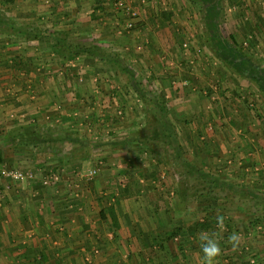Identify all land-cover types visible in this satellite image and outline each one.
Listing matches in <instances>:
<instances>
[{
	"label": "crops",
	"instance_id": "1",
	"mask_svg": "<svg viewBox=\"0 0 264 264\" xmlns=\"http://www.w3.org/2000/svg\"><path fill=\"white\" fill-rule=\"evenodd\" d=\"M174 1L168 0L169 3ZM137 2L139 4L132 6L137 11L143 10L133 19L134 29L129 30L126 21L114 14L118 7L115 0L0 1V6L8 8L7 15L0 16V166L8 162L28 168L61 167L58 182L48 186L43 184L41 172L37 173V179H24L28 181L0 176V222L4 212L7 213L4 216L13 225L12 229L4 227L15 236L13 239L7 235V238L16 241L14 246H47L51 248L49 255L61 249L57 256L52 255L59 258L57 262L68 256L76 263L74 257L80 252L83 261L93 257L99 264L129 259L135 264H204L199 235L208 232L215 234L221 247L215 264H264V165L256 167V177L244 176L245 172L239 171L244 168L242 162L231 158L235 146L224 145L218 133L209 131L211 139L221 143L213 141L216 147H207L201 142L207 136L203 125L209 115L202 107L205 99L197 95L199 97L193 100L192 94L186 93L184 97L177 96L169 76L161 75V79L155 80L154 86L166 98L167 119L176 126L175 131L180 136L181 151L178 147H159L158 144L150 147L153 151L140 147L142 141L149 139L161 143L160 139L144 134L149 108L141 109L139 117L130 113L131 119L124 120L128 114L123 105L147 103L136 91L127 69L138 76V68L142 72V66H155L154 43L162 41L164 45L163 35L175 37L177 34L168 30L164 14H157L160 8L156 3L143 6ZM200 4L204 13L209 8L217 10L223 6L222 0H200ZM163 9L175 10L169 5ZM202 19L209 37L215 36L221 22ZM157 26L168 33L162 34ZM120 28V33L116 32ZM141 52L144 55H139ZM111 54L120 63L105 57ZM108 61L114 64L106 65ZM108 71H119L121 84L134 93L133 98L131 94L120 93V85L116 87V83L111 82ZM197 121L203 125L196 124ZM243 122L235 124L239 127L233 132L227 127L224 134L234 136L239 143L247 137L248 144L243 147H249L248 136L257 129L252 128L251 120L247 124ZM130 123L132 130L123 129ZM114 126L118 128L113 135L116 143L108 146L100 144L101 141L92 143V138L101 140L98 136L107 139L112 133L110 127L114 129ZM178 152L182 158L186 154L187 159L183 158L184 162L177 167L188 171L179 176L192 182L196 179L206 182L207 191L212 184L216 191L196 193L192 186L187 198L184 196L177 203L178 188L184 183L189 185L177 176V191L174 188L166 193L170 195L166 196L170 203L164 207L158 186L170 178V171H164L166 167L175 170L174 162L180 159ZM91 162L93 165L87 167ZM232 165H236V170L230 169ZM94 167L97 168L95 175L83 176L84 171ZM162 172L166 173V179ZM214 172L217 175L213 176ZM168 182L175 186V181ZM65 183L76 187L75 200L70 197L75 190L70 193L63 187ZM84 183L86 188L78 192L79 184ZM136 193L142 195L141 199L153 200V206L148 208L141 204L126 209L123 201ZM110 208L117 217L118 225L114 224L117 229H122L123 217L130 225H136L141 244L136 240L123 241L126 252L121 254L109 251L107 242L98 255L94 252H99L94 239L105 234L104 223L111 220L113 224ZM102 214L106 217L102 218ZM233 232L241 236V243L235 249L228 242ZM175 236L180 240L181 254L175 249L177 246L171 247ZM86 247L90 253L85 251ZM41 257L43 259L44 254Z\"/></svg>",
	"mask_w": 264,
	"mask_h": 264
},
{
	"label": "rangeland",
	"instance_id": "2",
	"mask_svg": "<svg viewBox=\"0 0 264 264\" xmlns=\"http://www.w3.org/2000/svg\"><path fill=\"white\" fill-rule=\"evenodd\" d=\"M118 1L119 0H115V3ZM138 1L143 6L146 3H148L147 6H151L156 3L160 8L157 10V14L161 15L159 13H163V16L165 17V25L169 27L168 30L177 34L175 35V37H170V35L168 34L163 35L164 45L162 44V41H160V43H156L158 46L154 43L155 48L153 49V59L155 60L154 62H156V65L151 66L153 67V70L150 69V66H142L144 72H141V69L138 68L140 74L138 76H135V80L137 82H141V87L148 92L147 95L144 96L146 98L145 102L147 103H142L139 106L134 102L128 105H123V109L127 110L126 114H128L124 116V120L131 119L132 116L129 115L130 113L131 115H134L135 113V117H139V112L145 110V108L151 109L154 115L156 112H158L159 115L160 113L159 110L156 108V105H152V102L156 99L155 97H157L161 93L159 89L154 86L155 80L157 78L161 79V75L169 76V78L171 77L170 81L173 82L174 87L176 88V92L178 93L177 96L184 97V94L186 93L187 95L192 94L191 99L193 100H195L199 96L205 99L204 101H202V107L204 108V111L206 113L208 112L211 117L207 114V122L206 120H204V125L203 122H196V124L203 125L205 135L208 136H206L204 140L201 139V142L207 147H216V143L221 142L224 143V145L226 146H235L234 150H232L234 152H232L231 158L233 160L236 159L242 162L244 168H239V171L243 170V172L246 173H243L244 176L247 175L249 177H256L258 171L256 167H261L262 165H264V91L260 87V84L254 79H252L249 75L251 74V70H261L260 81L261 83H264V0H222L223 6H221L217 10H214V8H209L206 10L205 13L203 12L204 9L200 4V0H173V3H169L168 0H146L145 2H142L143 0ZM125 4L131 5L133 10L137 11V9L132 5L135 6L139 3L137 2V0H126L124 1V4H115V6H118L114 9L115 16H120L121 18H123L126 21L127 26V22L130 20L133 21L135 16L130 15L126 11L127 8L125 7ZM166 5L174 7L175 10L167 11L166 9H163ZM5 7L6 6L4 5L0 6L1 17L7 15L6 11H8V8L5 9ZM142 10L143 9L138 10L137 15H139L141 13L140 11ZM119 13L122 14L120 15ZM204 17L205 19H217L219 20L218 23L221 22L219 24V27L217 28L215 36L213 33L210 32L213 35L209 37V31L206 25H204L202 19ZM160 18L162 19V17ZM256 20L260 22L257 23ZM134 23L135 22L133 21V24ZM134 27L135 26H127V29L133 30ZM156 28H158L160 32H162V34L163 32H167L165 31L166 29L162 30V27L157 26ZM120 31L121 28L119 31L116 32L120 33ZM141 53L142 54L139 55H144L143 52ZM233 55L239 56L240 61H243V63H245V66L243 68L235 67L233 66V64L229 63V60L233 58ZM166 61H169L170 63ZM113 64L114 63L112 61H108L106 63V65L109 66ZM108 72L110 75V79L112 78L111 82L116 83V87L120 85L121 89L117 88L119 91L121 90L120 93L125 95L131 94V97L134 96V93L132 94L129 88H126L125 85L121 84L119 79V71ZM166 76H164V78L167 79ZM186 86L190 87L187 88ZM218 108L219 110H216ZM233 109L236 113L232 112ZM213 113L216 115L215 117H213ZM225 114H227V116ZM149 116L150 114L148 115V118ZM118 118H120V116ZM249 120H251L252 128L257 129L251 132L252 136H248L249 147H243V144H248L247 137L245 138L246 140L244 139V142L242 141L241 143H239L240 141L235 142V140L233 139L234 136L232 138L231 136H228L227 133L224 134L227 127H230V131H234L237 130L239 127L236 126L237 124L244 123L243 121H245L247 124ZM94 122L95 124L97 123L96 121ZM126 125L127 126L123 127V129H133V125L131 123ZM207 127H209L208 130H206ZM195 128L196 127H194V129ZM110 129L112 130V133H109V137L107 139H104L103 136H98V139L101 140H97V138H92V143H96V141H101L100 144H103L104 146H108V144L113 145L114 143H116L117 138L113 135L116 134V130H118V128L117 126H114V129L112 127H110ZM208 131L210 132V134L218 133V135H220L218 138L221 142H216L215 140H212L211 137L208 135ZM140 133H142V130L140 131ZM144 134L151 135V131H146L144 132ZM223 134L225 136L223 138H225L226 141H224V139L221 137ZM104 135L106 136L107 132H105ZM179 137L180 136L177 135V139L180 141L181 139ZM182 137L183 136L181 135V138ZM213 141H215L216 143H214ZM141 143L142 145L140 146V144H138V146L146 147L150 150V147L154 145H161V143H154L150 139L142 141ZM201 147L204 146L201 144ZM250 147H255V150H252V148ZM151 151H153V149ZM35 157H38V155H35ZM183 158L187 159L186 154L185 157L183 156ZM183 158L181 157L180 159H176V161L174 162V171H172L171 168L167 169L168 167L164 165V167H166L164 171H170V174L173 173L172 175H174L171 176L170 174H168V176L171 178H169L168 180L175 181V186L174 183H167L168 180L166 182L164 181L163 185L159 184L158 186L161 191V197L164 200V207L166 206V204L170 203V200L166 198V193L172 192V189H174L175 187L177 188L176 181L178 179H175L177 176L182 180H186L189 185L185 183V185L181 184V186L178 188L179 197L177 196V198L175 199L176 202L180 198L184 199L186 195L189 194L190 187L192 188V186L194 187L192 190L194 191L195 189L196 193H200L201 191H207L208 184L206 182H203L199 179H196V181L193 180L192 182L191 180H189V178L185 179L180 177L182 174L186 175L188 173V171L184 170V168L182 169L179 166L177 167V165H180L184 162ZM37 159H40V157H38ZM16 165L17 164L11 165L8 162L2 164L0 166V176H5L2 174V169L4 168L19 169L24 172H33L34 177L37 176V173L39 174V172H41V180L44 185L48 186L58 182V174L61 172V167L59 166L60 168H58V165L56 167H51V165H48V167L43 166V168H36L35 166L34 168L36 169L32 168V166L28 168ZM92 165L93 164L91 162L87 167H91ZM235 167L236 165H232L230 169L236 170ZM91 170H95V172L93 174H89ZM45 171H47V175ZM96 171V167H94V169L90 168L83 172L85 174L83 176L92 177L93 175H95ZM212 174L213 176L217 175L215 172ZM162 175L163 178L166 179V173L162 172ZM34 179H37V177ZM7 182L5 181V183ZM8 184L10 185L9 182ZM166 184L169 187V190H165L166 188H168ZM65 185L66 186L63 187H65L66 190H69L70 193L75 190V192L70 194V197H74L76 195V187L74 186V184L71 183L70 185H68V183H65ZM79 186L80 187L77 188V191L78 189L79 191H81L83 187L86 188V183L79 184ZM176 188L175 191H177ZM208 191L214 192L216 191V189L211 184L208 187ZM135 195H138V193L134 194L133 196ZM133 196L129 197L131 199L123 201L126 209L131 208V206L134 207L135 205L138 206L141 204L144 207L148 208L153 206V200L146 201L145 199H141L142 195L141 197L140 195H138L139 197ZM169 196L170 195H168L167 197ZM73 199L75 200V197ZM177 203H175L176 206ZM6 214L7 213L4 212L5 216ZM3 216L1 220H3L2 222L4 223L0 222V226L2 227V230L0 232V264H37L35 259L39 260L38 264H99L93 257L87 259L86 261H83L82 254L80 252L76 257H74L77 260L76 263H72V260L74 259L69 258L68 256H64L57 262L59 258L57 259L56 256L58 252H61V249L60 251L58 249L54 250L56 252H54L52 249L53 252L50 251L52 254L49 255L48 251L51 248H48L47 246L39 248L22 247L20 246V244H18L19 246H14L12 244L16 241L7 238V235H9L13 239L15 237L11 232L8 233L7 231V228L12 229L13 224L12 222H7L6 217L4 216V219ZM121 222L123 225L122 229H117V226L112 224L111 220L108 221L107 224L104 223V225H106L104 229L105 234H101L100 237L97 236L95 237V239L93 237L96 246H99V252L95 250V254L99 255V253L101 252V246H106L107 242L110 243V245H108L110 246L109 251L113 253L122 252L121 254L126 252L123 250V248L125 249V247H123V241H128L129 243L133 240H136L138 241V245L141 244V238L139 237L138 233L135 232L137 231L136 228H134L136 225H130L129 221H127V219L124 217L122 218ZM4 226H6L7 228H5ZM129 226H132V228H130ZM176 235L179 237L178 234ZM18 239H22L20 237V234H18ZM176 239L177 238L175 236V238L172 239L170 244L171 247L177 246V248L175 249H178V253L181 254L182 248L179 246L180 240L178 241ZM126 250L130 249L126 248ZM85 251L89 252V249L86 247ZM47 253L49 257L47 256ZM43 254L45 257L43 259L41 257L40 259L39 257ZM53 254L56 255L54 258L52 256ZM114 264H135V262L129 259V261L127 262H116Z\"/></svg>",
	"mask_w": 264,
	"mask_h": 264
},
{
	"label": "trees",
	"instance_id": "3",
	"mask_svg": "<svg viewBox=\"0 0 264 264\" xmlns=\"http://www.w3.org/2000/svg\"><path fill=\"white\" fill-rule=\"evenodd\" d=\"M6 3H12L15 0H3ZM235 51V50H234ZM101 55V53H99ZM222 55V54H220ZM103 57V55H101ZM232 56V55H230ZM106 58L109 59H113L115 60V63H120V60L116 59V57L114 55H107L105 56ZM229 60V59H228ZM231 64H233V66L238 67V68H243L245 66V63H243V61H240V57L237 55H233V58L229 60ZM123 70H125L126 68H122ZM129 75L131 76L130 80H134V87L136 89V91L140 94L146 96L147 95V91H145L142 87H141V82H137L135 80V74L133 71H131L130 69H127ZM240 70V69H238ZM261 70H251V74L249 75L252 79H254L256 82H258L260 84V87L262 88V90L264 91V83H261ZM164 95L162 93H160L155 100V105L156 108L159 110V115H154L151 111V109H149V114L152 113L153 115H150L148 118V122L146 127L143 129L144 132L146 131H151V135H147L148 138H152V139H160L159 141H161V145H158L159 147H178V150L181 151V145L178 142L177 139V133L175 131L176 126H174V124L167 119L168 117V106L165 102V98H163ZM154 116V118L152 119L151 117ZM178 158H181V152H178ZM110 215L112 218V222L115 225H118L117 222V217L115 215V213L113 212V208H110ZM106 216L102 214V218H105ZM37 264L39 263V260L35 259Z\"/></svg>",
	"mask_w": 264,
	"mask_h": 264
},
{
	"label": "clouds",
	"instance_id": "4",
	"mask_svg": "<svg viewBox=\"0 0 264 264\" xmlns=\"http://www.w3.org/2000/svg\"><path fill=\"white\" fill-rule=\"evenodd\" d=\"M201 242V252L204 264H215L216 259L221 254V247L214 233L201 232L199 235ZM228 242L235 249L241 243L239 233L233 232L228 236Z\"/></svg>",
	"mask_w": 264,
	"mask_h": 264
},
{
	"label": "built area",
	"instance_id": "5",
	"mask_svg": "<svg viewBox=\"0 0 264 264\" xmlns=\"http://www.w3.org/2000/svg\"><path fill=\"white\" fill-rule=\"evenodd\" d=\"M124 1H126V0H119L115 4L116 5L117 4L121 5L122 3L124 4ZM145 1L146 0H143L142 2H145ZM125 7L127 8L126 11L130 15H132V16H136L137 15V11L133 10L131 5H126ZM127 26L128 27H133V21L132 20L128 21L127 22ZM94 172H95V170H91L89 174H93ZM2 174L5 175L6 177L14 179V180L31 179V178L34 177L33 172H24V171L19 170V169H7V168H4V169H2Z\"/></svg>",
	"mask_w": 264,
	"mask_h": 264
}]
</instances>
